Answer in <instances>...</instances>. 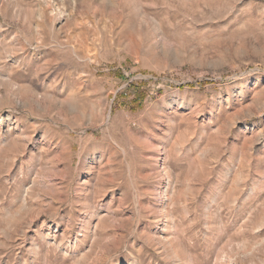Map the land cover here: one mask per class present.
Returning a JSON list of instances; mask_svg holds the SVG:
<instances>
[{
	"label": "rangeland",
	"instance_id": "374dc122",
	"mask_svg": "<svg viewBox=\"0 0 264 264\" xmlns=\"http://www.w3.org/2000/svg\"><path fill=\"white\" fill-rule=\"evenodd\" d=\"M0 264H264V0H0Z\"/></svg>",
	"mask_w": 264,
	"mask_h": 264
},
{
	"label": "bare ground",
	"instance_id": "6f19581e",
	"mask_svg": "<svg viewBox=\"0 0 264 264\" xmlns=\"http://www.w3.org/2000/svg\"><path fill=\"white\" fill-rule=\"evenodd\" d=\"M165 169V168H164ZM86 170H87V168H86ZM90 171V170H89ZM90 173V172H89ZM88 173V174H89ZM168 176V175H167ZM169 178V177H168ZM168 182V181H167ZM86 183V180L84 181V182H82V184H85ZM166 186H169V184L167 183L166 184ZM160 195H162V194H160ZM160 200H161V202H160V206H159V208H158V210H159V213H164L163 214V217H162V226L160 227V229H159V232L158 233H155L156 234V237L155 238H153L154 240H156V241H162V242H167V236H166V234H168V233H166L167 232V230H168V215L166 214V212H164L165 210H167V207H168V201H169V196H168V187H166L165 188V191H163V195L160 197ZM108 214V213H107ZM106 214V215H107ZM100 216H102V215H99V214H93V215H90L89 217H88V219H85L84 220V222H83V228L81 227V230L82 231H85V232H83V235H81V236H83V238H85V237H87L88 236V234H87V232H86V229L88 228V226H90V222H91V219H98V220H103V219H106L105 217H100ZM113 218V217H112ZM107 220V219H106ZM91 232V231H90ZM87 235V236H86ZM95 235V234H94ZM152 239V238H151ZM152 239V240H153ZM63 240H65L64 239V237H63ZM62 240V241H63ZM149 240V239H148ZM62 243H64V242H62ZM170 243V242H169ZM163 244V243H162ZM162 244H160V245H162ZM61 245V244H60ZM170 245V244H169ZM34 246V245H33ZM32 246V247H33ZM162 246H164V245H162ZM166 246H167V244H166ZM39 247V246H38ZM75 247V246H74ZM34 248V247H33ZM34 251H36V250H34ZM38 252V251H37ZM35 254V253H34ZM37 255V254H36Z\"/></svg>",
	"mask_w": 264,
	"mask_h": 264
}]
</instances>
